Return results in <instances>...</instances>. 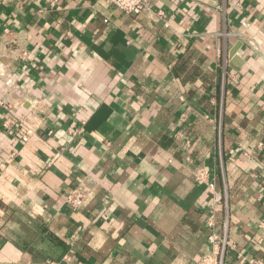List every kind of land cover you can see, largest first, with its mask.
Masks as SVG:
<instances>
[{
  "label": "crops",
  "instance_id": "0c3cea01",
  "mask_svg": "<svg viewBox=\"0 0 264 264\" xmlns=\"http://www.w3.org/2000/svg\"><path fill=\"white\" fill-rule=\"evenodd\" d=\"M52 1L0 0V264L264 260V0Z\"/></svg>",
  "mask_w": 264,
  "mask_h": 264
},
{
  "label": "built area",
  "instance_id": "2783aa9c",
  "mask_svg": "<svg viewBox=\"0 0 264 264\" xmlns=\"http://www.w3.org/2000/svg\"><path fill=\"white\" fill-rule=\"evenodd\" d=\"M111 4H113L118 9L124 11L127 14H139L142 11L150 8V0H107ZM58 0H53L51 2V7L56 8L58 4ZM34 131L32 128H27L24 126H21L19 129V133L21 135V138L24 142H28L30 137L33 136ZM209 178V173L207 171H202L197 176V180L202 182H207V179ZM208 186L214 190L215 192V186L213 183L208 182ZM216 198L218 200L221 199L220 194L215 192ZM87 198V191L81 186L75 187L70 194L67 196V205L73 209L77 210L80 208L83 203L85 202V199ZM209 243L211 246V251L208 255L200 258L196 264H224V255L226 253L227 247H228V238L227 234L224 233L223 236H218L215 233H212L209 236ZM252 264H264V260H256L253 261Z\"/></svg>",
  "mask_w": 264,
  "mask_h": 264
}]
</instances>
